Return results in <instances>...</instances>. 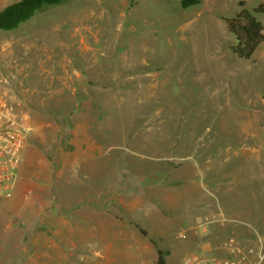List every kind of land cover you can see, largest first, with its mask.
<instances>
[{"label":"rangeland","instance_id":"1","mask_svg":"<svg viewBox=\"0 0 264 264\" xmlns=\"http://www.w3.org/2000/svg\"><path fill=\"white\" fill-rule=\"evenodd\" d=\"M199 1L68 0L0 30L31 127L0 264H154L152 240L182 264L205 217L264 264V41L241 58L224 21L264 0Z\"/></svg>","mask_w":264,"mask_h":264},{"label":"built area","instance_id":"2","mask_svg":"<svg viewBox=\"0 0 264 264\" xmlns=\"http://www.w3.org/2000/svg\"><path fill=\"white\" fill-rule=\"evenodd\" d=\"M0 77V198H8L14 189L15 180L22 161L24 145L31 130L27 115L10 98ZM204 229L205 224H200ZM178 237H183L179 233ZM229 253L219 254L191 253L182 264H255L243 253L239 242L231 237L228 240ZM248 254L252 249H246Z\"/></svg>","mask_w":264,"mask_h":264},{"label":"trees","instance_id":"3","mask_svg":"<svg viewBox=\"0 0 264 264\" xmlns=\"http://www.w3.org/2000/svg\"><path fill=\"white\" fill-rule=\"evenodd\" d=\"M68 0H16L0 9V30L9 31L17 28L21 23L30 19L37 12L49 6L60 5ZM199 0H180L182 8L199 3ZM240 5L242 2L240 1ZM259 12L264 17V3L257 4L252 10L241 6L231 17H224L227 30L235 38L230 47L239 57L251 58L257 46L264 41V27L254 13ZM142 234L146 231L137 225ZM156 248L154 264H167V250L159 247L153 240Z\"/></svg>","mask_w":264,"mask_h":264},{"label":"crops","instance_id":"4","mask_svg":"<svg viewBox=\"0 0 264 264\" xmlns=\"http://www.w3.org/2000/svg\"><path fill=\"white\" fill-rule=\"evenodd\" d=\"M20 170V168H19ZM18 170V173L20 172ZM17 173V174H18ZM18 177V175H17ZM17 177L15 180V185L14 188L16 186L17 183ZM235 176H233L234 178ZM223 215V214H222ZM221 217V216H220ZM206 219L204 220V222L202 221V223L200 224H205V228L204 229H199V225L198 226H191L187 229H183L181 230L179 233L183 234L184 238L186 237L190 232L193 233H197V229L198 232H205L204 234L199 235L200 237H198L199 241L196 242L197 244H195V251H198V253H203V254H219V255H228L229 253V246H228V240L231 238L230 236H232V232L237 235L239 234V231L234 230L232 231V229H229L226 226H229L230 228L234 227V224H227L223 221V220H218L217 219H209L208 217H205ZM226 220V218H225ZM238 228V227H236ZM243 231L240 230V232ZM178 233V234H179ZM235 238L238 242L241 241L240 239L238 240L236 237ZM242 240L241 242H239V244L241 245L242 249H243V253L247 256H249V258L251 257V254H248L246 252V249H248L247 245L249 246L248 243H246L247 241ZM252 249V248H251ZM167 262V260H166ZM168 264V262H167Z\"/></svg>","mask_w":264,"mask_h":264}]
</instances>
